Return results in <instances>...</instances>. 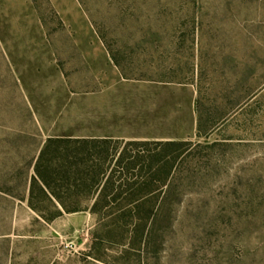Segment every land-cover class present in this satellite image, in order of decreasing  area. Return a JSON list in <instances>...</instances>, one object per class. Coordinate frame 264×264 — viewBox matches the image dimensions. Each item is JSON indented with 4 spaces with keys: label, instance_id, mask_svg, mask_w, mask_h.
I'll return each mask as SVG.
<instances>
[{
    "label": "rangeland",
    "instance_id": "374dc122",
    "mask_svg": "<svg viewBox=\"0 0 264 264\" xmlns=\"http://www.w3.org/2000/svg\"><path fill=\"white\" fill-rule=\"evenodd\" d=\"M106 131L117 151L191 144L160 264H264V0H0V171L48 136ZM95 223L0 213V264H100Z\"/></svg>",
    "mask_w": 264,
    "mask_h": 264
},
{
    "label": "trees",
    "instance_id": "16d2710c",
    "mask_svg": "<svg viewBox=\"0 0 264 264\" xmlns=\"http://www.w3.org/2000/svg\"><path fill=\"white\" fill-rule=\"evenodd\" d=\"M185 12L187 21L189 10ZM197 22L196 16L193 34ZM12 85L17 87L15 79ZM24 103L33 119V107ZM114 141L51 135L36 143L32 154L0 171V213H17L25 205L37 220L50 223L65 214L88 212L96 221L89 253L95 261L160 264L174 234L175 162L191 144L133 141L117 151ZM151 146L165 155H154ZM169 152L177 153L171 161ZM157 180L162 187L154 188ZM5 225L3 233L10 228V223ZM109 250L115 256L105 254Z\"/></svg>",
    "mask_w": 264,
    "mask_h": 264
},
{
    "label": "crops",
    "instance_id": "0c3cea01",
    "mask_svg": "<svg viewBox=\"0 0 264 264\" xmlns=\"http://www.w3.org/2000/svg\"><path fill=\"white\" fill-rule=\"evenodd\" d=\"M108 55V54H107ZM109 56V55H108ZM111 65H113V64H111ZM152 85H157V84H152ZM109 86V85H108ZM150 87H157V86H150ZM110 89H109V87H107V91H109ZM110 132L109 131H106L105 133H103L102 135H100V136H93V137H100V138H105V137H111L110 136ZM70 136H72V137H80V136H74V135H70Z\"/></svg>",
    "mask_w": 264,
    "mask_h": 264
}]
</instances>
